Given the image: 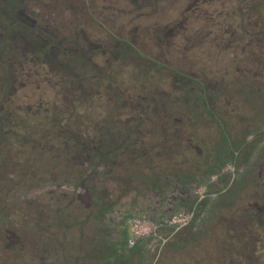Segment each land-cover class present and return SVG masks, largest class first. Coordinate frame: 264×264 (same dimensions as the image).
Returning a JSON list of instances; mask_svg holds the SVG:
<instances>
[{"label": "rangeland", "instance_id": "rangeland-1", "mask_svg": "<svg viewBox=\"0 0 264 264\" xmlns=\"http://www.w3.org/2000/svg\"><path fill=\"white\" fill-rule=\"evenodd\" d=\"M70 1L72 5L83 4V0ZM110 1H99L102 17L109 15L106 6H109ZM170 1L172 0L157 2L158 5L166 7ZM175 2L176 5L169 12L165 11L169 18L159 20L158 23L169 27L174 24L170 37L162 33L163 36L158 38L157 35L161 32L157 33V30L152 28L156 23L149 21L148 25H144L146 23L133 20L132 24L137 26V32L132 39L133 45L143 55L122 53L112 58L107 54H100V57L96 58L93 56V60L98 59V62L107 58L111 65H98L105 68L102 74L91 78H95L97 83L99 81L98 86L86 87L94 89L92 92L95 95L84 102L88 107L86 110L75 113L71 127L77 128L85 121L90 122L92 127H98L95 124L104 126L110 123L109 129L113 134L116 131L122 132L129 126L146 134L147 130L143 128L150 130L155 121L159 120L157 132L165 135L168 129L172 130L174 127L182 132L188 129L196 135L201 146L204 140L207 142L209 133L219 131L220 128H224L235 138H242V141L249 130L250 134L252 130L254 133H264V0ZM65 3L67 0H0V22L3 23L6 16L8 20L13 21L21 13L23 15L32 10L37 12L42 25L46 23L48 16L56 18L59 22L65 14ZM86 10L81 8L78 18L87 19ZM159 10L161 12V9ZM126 19L124 16L120 20L118 18L115 27H121L123 24L120 21ZM9 25L13 26L11 23ZM144 28L148 29L149 33L145 37L144 34L141 36L140 32ZM82 29L87 32L83 25ZM111 33L113 32L102 33L104 40L99 41V49L109 50L113 44ZM9 41L3 58L12 62V65H17L24 54L19 52L18 43L14 38ZM86 41L83 44L79 40L78 48L88 51L94 49V44ZM63 62L60 57L50 62V70L54 71V77L57 79L68 75ZM181 71L193 73L196 77L182 74ZM23 73L33 74L31 67H26V64ZM102 75L109 77L106 84L100 81ZM175 76L185 81L178 80ZM54 77H51L50 81H53ZM212 82L216 86L212 85ZM197 83L203 84L204 99L209 109L217 115L203 111L198 87L195 85ZM50 93V97L45 100L46 111L43 114L57 113L53 108V98H66L59 90L52 89ZM126 107L129 111L119 115ZM104 118L106 120L103 121ZM33 119L34 126H31L33 128L29 132L31 137L40 135L37 130L39 118L34 116ZM121 119L123 122L119 124ZM143 121L146 127H142ZM253 143L254 139L249 144L246 142L237 152V155L241 154L245 160L243 164L237 165L235 170L229 164L223 167L224 172L229 168L234 172L226 186L230 191L219 197H211L207 201L205 211L191 225L192 232L206 229L192 239L190 236L186 238L188 243L184 248L165 246L164 242L153 240L150 249H147L152 264H264V137L254 145ZM205 144L207 147V143ZM164 146L167 147L168 144ZM23 147L26 152L27 144ZM45 161L44 156H38L34 162L37 166L39 163L45 164ZM202 164L203 162H193L195 169L205 166ZM163 166L166 167V164ZM23 167L18 165L17 169ZM128 169L133 167L128 166ZM91 178L86 181L87 184H92ZM213 178L214 176H211V179ZM35 179H38L37 187L24 192L14 189L7 194L10 202L19 206L20 211L14 215L11 209L7 213L16 221L25 222L27 228L0 227V236L6 239V244L0 247V264H87L83 263L84 260L82 262V259L77 260L74 257L87 250L95 255L97 249L90 242L96 243L101 239L111 241L115 230L125 221L123 213L128 211L124 209L126 205L122 209L117 206L114 208L111 213L114 215L112 220L105 215V223L101 224L91 217L84 223H75L77 219L72 211L81 205L88 207L91 204L92 201L87 198L91 195L89 190L79 187L72 192L73 188L69 186L60 183L54 185L47 181L45 174H37ZM221 184L220 182L216 185L214 190L219 189ZM204 189L203 184L195 185L192 182L190 187L180 192L184 191L191 200ZM131 194L132 192H128L124 195L118 202L119 206L129 201ZM71 206L76 208L71 211ZM249 207H254L252 213L248 211ZM176 209L172 213L186 211L182 206H177ZM84 215L83 212L80 217ZM41 217L54 222L62 220L63 225L55 230H40L39 226L34 229L33 223L43 224V221L40 222ZM243 227L246 233L241 229ZM224 228L230 230L227 235L233 240L230 252L227 250L232 259L226 254L220 257L216 252L218 238H221L223 231L226 232ZM126 234L125 230V236ZM180 234L183 236L185 232ZM174 237L177 239V234H173ZM78 241L82 242L81 245ZM227 241L230 244L228 239Z\"/></svg>", "mask_w": 264, "mask_h": 264}, {"label": "trees", "instance_id": "trees-1", "mask_svg": "<svg viewBox=\"0 0 264 264\" xmlns=\"http://www.w3.org/2000/svg\"><path fill=\"white\" fill-rule=\"evenodd\" d=\"M24 15L20 14L13 21L8 20L6 16L7 20L0 22V193L2 194L0 195V227L27 228L25 222L16 221L15 218L10 217V213H7L11 209L14 215L20 212L19 206L10 202L7 194L14 189L24 192L37 187L38 179H35L37 174H45L47 181L54 185L60 183L69 186L73 188L72 192L79 187L89 190L91 195L87 198L92 202L88 207L84 205L77 209L70 207V209L73 207L71 211L75 209L72 211L73 215H76L75 223H84L88 217H91L102 224L107 219L105 215H108L110 220L113 219L114 215L111 213L116 206L122 209L124 205H129L130 212L126 211L124 217L145 216L158 224L154 234L138 238L132 246H126L127 234L125 236L126 229L123 223L115 230L111 241L101 239L96 243L90 242L97 249L95 255L87 250L85 253L82 252L83 254H76L75 259H82V262L84 260L83 263L87 264H144L145 261H147L145 264H152L146 247L150 239L157 235L165 238V246L184 248L188 243L186 238L190 236L189 238L192 239L193 236L198 235L197 233H202L206 229H202L201 232H192L191 225L205 211L208 206L207 201L211 197H219L224 192L230 191V188L226 186L234 172L231 168L224 172L223 167L229 164L235 170L237 165L243 164L245 160L241 154L237 155L240 146L246 145V142L249 144L253 139L252 145H254L261 137H264V133L260 131L254 133L252 130L250 134L249 130L242 141V138H235L224 128H220L219 131L209 133L207 142L204 140L207 147L204 142L202 147L198 144L196 135L188 129L182 132L174 127L172 130L168 129L165 135L157 132L159 120L155 121L152 129L143 128L147 130L146 134L130 126L122 132L116 131L113 134L109 129L110 123L104 126L95 124L98 127H92L90 122L85 121L77 128L71 127L75 113L86 110L88 107L84 105V102L95 95L92 92L94 89L86 88L92 85L98 86L99 81L97 83L95 78H91L105 71L104 67L96 66L92 60L93 56L99 52L82 49L71 52L64 49L45 33L35 32L31 22L24 18ZM11 38L18 43L19 52L24 54L17 65H12V62L3 58ZM114 41L119 45L129 44L123 39ZM135 47L133 45V53L143 55ZM107 55L114 57L110 53ZM56 57L63 59L68 74L65 77L61 76L60 79L54 77L55 73L49 66ZM107 60L106 62H109ZM25 64L26 67H31L33 74L23 73ZM172 69L175 70V68ZM181 73L196 77L193 73L184 71ZM51 77H54L53 81H50ZM175 77L178 80H184L181 77ZM100 81L106 84L109 77L102 75ZM198 84L195 85L198 87L203 111L217 115L209 109L204 99L203 84ZM52 89L59 90L66 98L61 100L53 98L55 103L53 108L57 113L43 114L46 111L45 100L50 97ZM128 111L126 107L119 115ZM34 116L39 118L37 130L40 135L31 137L29 132L33 128L31 126H34ZM122 122L123 119L119 124ZM142 124V127L147 126L144 121ZM248 136L250 137L246 138ZM171 140L172 142H169ZM24 144L28 146L26 152L23 150ZM166 144H168L167 147L164 146ZM22 153H24L23 156ZM38 156L39 158L44 156L45 164L39 163L36 166L34 161ZM238 159L239 162H237ZM195 161L203 162L202 166L204 164L205 166L195 169L193 166ZM164 163L166 167L163 166ZM18 165L24 167L17 169ZM128 166L133 169L129 170ZM211 176L214 178L211 179ZM90 177L93 182L87 184L86 181ZM192 182L195 185L203 184L204 191L191 200L183 196L179 202L176 201L170 207L174 211L177 210V206H182L190 213L188 221L180 226L169 228L162 223L165 215H146L143 213L145 209L137 205L138 197L152 201L153 198L163 194L172 196L173 193L190 187ZM220 182L222 183L220 188L214 190ZM128 192H132L130 200L119 206V200ZM182 194L184 195L185 192L183 191ZM248 211L252 213L254 207H249ZM83 212L84 217H80ZM171 213L172 211L169 215ZM43 219L40 220V222L43 221L42 225L33 223V228L38 229L36 226H39L40 230H55L63 225L62 220L54 222ZM223 230L226 232L223 231L221 238H218L216 252L220 257L226 254L232 259L230 253H227V250L230 252V248L233 247V240L227 235L230 230L226 228ZM181 231L187 235L181 236ZM243 232L246 233L245 229ZM173 234H177L178 238H173ZM4 244L6 239L0 236V247ZM217 254L214 255L217 256Z\"/></svg>", "mask_w": 264, "mask_h": 264}, {"label": "flooded vegetation", "instance_id": "flooded-vegetation-1", "mask_svg": "<svg viewBox=\"0 0 264 264\" xmlns=\"http://www.w3.org/2000/svg\"><path fill=\"white\" fill-rule=\"evenodd\" d=\"M99 1L100 0H83V4L81 6H77L75 4L72 5V2L70 0H67V3L64 4V17H62V19L58 22L56 18L48 16V19L45 21L46 23L44 25H42L41 20L38 19L36 11L32 10V12L30 11L26 14L23 11V13L25 14L24 18L28 19L31 22V27L35 32H37L38 34L48 33L49 35H46H48V37H50V39L54 43L60 45L64 49L70 50L71 52H74V50L78 51L79 49H83L78 48L80 47L78 44L79 40H81L83 44L86 40H88L86 41L87 43H93L94 49L92 50L99 52L96 56H94V58L98 56L100 57V54L106 55L109 53L114 55L115 57H117V55H122V53H124L125 55L132 54V39L135 37L134 33L137 32V26L133 25L132 23L133 20L136 19L139 23H146L144 25H148L147 22L149 23V21L152 24L156 23V28H152L154 30H157V33L161 32L158 33V38L163 36L162 33L164 35L168 34V37H170L171 35L170 31H172L174 24L169 27L168 25L164 26L162 23L160 25L158 23L159 20L169 18V16H166L168 14H166L165 11L169 12L170 9L176 5L175 0L170 1L169 5H167L166 7L163 5H158L157 1L159 0H111L109 2V6H106V9H109V15L103 17L100 12L101 8L99 6ZM127 5H129V8H127ZM81 8H85V10L87 8V12L85 14L87 19L83 18V20H81L82 18H78L80 15L79 12ZM158 8L161 9V12ZM68 13L70 14L68 15ZM122 16L127 18L124 21H120V23L122 22L123 24H121L122 28L120 26L115 27L117 23L116 21L118 20V18L120 20ZM75 22H80V24H74ZM82 25L83 28L85 27L87 29V32L84 31L85 29H82ZM57 28H59L60 30H58ZM147 30L148 29L145 28L141 29V36L143 34L144 37L146 36V34L148 35L149 33L147 32ZM104 31L105 33L113 32L110 36L113 41V44L111 45L109 50L105 48L99 49L101 46L99 41H101L102 39L104 40V36L102 34ZM61 39L63 40L60 42L59 40ZM115 39H123L126 43L129 44L127 45L125 43H122L121 45H119L116 41H114ZM103 59H101L100 62L97 61L98 59H94L95 61L93 59L92 60L93 63L97 66L111 65V62H106L107 59ZM124 64L127 65V63Z\"/></svg>", "mask_w": 264, "mask_h": 264}, {"label": "built area", "instance_id": "built-area-1", "mask_svg": "<svg viewBox=\"0 0 264 264\" xmlns=\"http://www.w3.org/2000/svg\"><path fill=\"white\" fill-rule=\"evenodd\" d=\"M190 218V213L173 212L166 218H163L162 223L167 227L184 224ZM127 232L126 246H132L136 239L143 238L154 234L158 228V224L145 216H132L124 221Z\"/></svg>", "mask_w": 264, "mask_h": 264}, {"label": "crops", "instance_id": "crops-1", "mask_svg": "<svg viewBox=\"0 0 264 264\" xmlns=\"http://www.w3.org/2000/svg\"><path fill=\"white\" fill-rule=\"evenodd\" d=\"M185 196L186 198H189L188 195L185 193L184 195L182 194V192H179V194H177V192L172 196L169 195H165L163 194L160 197H155L153 198L152 201H149V199L147 198H141L138 197L137 200V205L138 207L144 208L145 210L143 211L144 214L149 215V214H156V215H160L162 213H165L167 215L170 214L171 210L170 207L173 206V204L177 201L179 202L182 197ZM131 206L127 205L125 206L126 209L130 208ZM124 208V209H125ZM149 209V211H148ZM129 210V209H128ZM130 212V211H128ZM123 214H126V212H124ZM165 215V216H167ZM153 240H160V242H164L165 238H161L160 236H155L154 238L150 239V241L147 244V249H150L151 247V242Z\"/></svg>", "mask_w": 264, "mask_h": 264}]
</instances>
